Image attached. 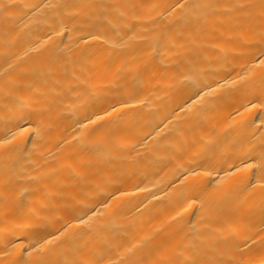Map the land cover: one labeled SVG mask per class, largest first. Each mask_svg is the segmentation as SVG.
Listing matches in <instances>:
<instances>
[{"label":"bare ground","instance_id":"6f19581e","mask_svg":"<svg viewBox=\"0 0 264 264\" xmlns=\"http://www.w3.org/2000/svg\"><path fill=\"white\" fill-rule=\"evenodd\" d=\"M0 264H264V0H0Z\"/></svg>","mask_w":264,"mask_h":264}]
</instances>
